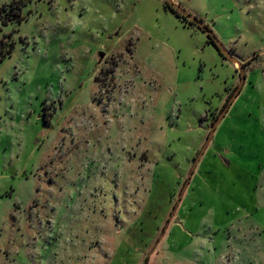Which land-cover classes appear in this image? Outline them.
I'll return each instance as SVG.
<instances>
[{
    "label": "rangeland",
    "instance_id": "374dc122",
    "mask_svg": "<svg viewBox=\"0 0 264 264\" xmlns=\"http://www.w3.org/2000/svg\"><path fill=\"white\" fill-rule=\"evenodd\" d=\"M166 1L0 0V264H264V0Z\"/></svg>",
    "mask_w": 264,
    "mask_h": 264
},
{
    "label": "water",
    "instance_id": "95a60500",
    "mask_svg": "<svg viewBox=\"0 0 264 264\" xmlns=\"http://www.w3.org/2000/svg\"><path fill=\"white\" fill-rule=\"evenodd\" d=\"M167 2L170 4L171 7L173 8H178L180 10V7L176 6L171 0H167ZM189 20L197 22V19L195 17H192L190 15L186 16ZM216 46L218 48V50L220 51L221 55L224 56L226 59L232 61L234 64H236L237 66H239L240 71H241V81L239 83V85L237 86L236 90L234 91V93L232 94V96L230 97V99L228 100L226 106L224 107V109L222 110V112L220 113V115L218 116V118L215 120V122L212 124L211 130L209 132V135L207 137V140L204 144V146L202 147V149L199 151L197 157L195 158L192 167H191V171L190 174L187 177V180L185 182V187L188 185L189 180L191 179V176L193 175L196 166L201 158V156L203 155V153L205 152V150L207 149V147L209 146V144L211 143L214 133L218 127V125L220 124V122L223 120V118L225 117L226 113L228 112V110L230 109L231 105L233 104L234 100L237 98L238 94L241 92V89L244 85V81H245V74L243 73V69L244 66L240 63H237L236 61H234L230 54L224 49V47L222 46L221 43L217 42L215 40ZM104 58V54H100V61H102Z\"/></svg>",
    "mask_w": 264,
    "mask_h": 264
},
{
    "label": "trees",
    "instance_id": "16d2710c",
    "mask_svg": "<svg viewBox=\"0 0 264 264\" xmlns=\"http://www.w3.org/2000/svg\"><path fill=\"white\" fill-rule=\"evenodd\" d=\"M15 2H13L12 4H11V7L13 6V9H14V4ZM165 8L167 9V10H169L172 14H174L176 17H178V18H181V19H183V20H185V21H188L186 18V16L183 14V13H181L180 12V10L178 11V10H176L175 8H173V7H171L170 6V4L166 1L165 2ZM190 24H194L193 23V21H188ZM208 41L210 42V43H212V44H214V46L217 48V46H216V43H215V36L213 35V34H211V33H208ZM218 49V48H217ZM219 51V50H218ZM219 53H220V51H219ZM220 55H221V53H220ZM222 56V55H221ZM224 59H226L224 56H222ZM236 88L237 87H235L233 90H232V92H230V94L228 95V97L226 98V101H225V103H224V105L222 106V109H221V111H220V113L222 112V110L224 109V107L226 106V104H227V102H228V100L230 99V97L232 96V94L234 93V91L236 90ZM220 113H218V115L214 118V120L212 121V124L215 122V120L218 118V116L220 115ZM147 264V263H146Z\"/></svg>",
    "mask_w": 264,
    "mask_h": 264
},
{
    "label": "flooded vegetation",
    "instance_id": "af4514ba",
    "mask_svg": "<svg viewBox=\"0 0 264 264\" xmlns=\"http://www.w3.org/2000/svg\"><path fill=\"white\" fill-rule=\"evenodd\" d=\"M176 10H178L179 11V9L178 8H175ZM188 21H191V20H189L188 18H186Z\"/></svg>",
    "mask_w": 264,
    "mask_h": 264
}]
</instances>
